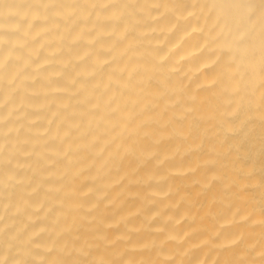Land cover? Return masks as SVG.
<instances>
[{
  "label": "bare ground",
  "instance_id": "1",
  "mask_svg": "<svg viewBox=\"0 0 264 264\" xmlns=\"http://www.w3.org/2000/svg\"><path fill=\"white\" fill-rule=\"evenodd\" d=\"M0 264H264V0H0Z\"/></svg>",
  "mask_w": 264,
  "mask_h": 264
}]
</instances>
